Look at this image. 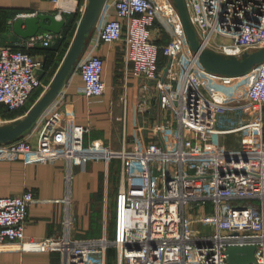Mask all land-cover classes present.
I'll list each match as a JSON object with an SVG mask.
<instances>
[{
    "label": "built area",
    "instance_id": "1",
    "mask_svg": "<svg viewBox=\"0 0 264 264\" xmlns=\"http://www.w3.org/2000/svg\"><path fill=\"white\" fill-rule=\"evenodd\" d=\"M85 1L50 0L56 19L82 14ZM185 1L203 48L228 56L264 48V0ZM102 10L94 29L99 40L123 44L120 149L98 140L85 145L88 128L76 123L74 102L66 98L42 113L36 144L28 135L0 142V160L63 161L67 184L63 231L44 239L24 235L28 209L37 202L31 189L0 197V247L55 252L60 264H107L109 247L115 264H228L227 247L254 244L250 264H264V63L243 76L207 72L171 0H108ZM61 33L40 31L17 48L0 45V104L7 110L24 109L36 89L47 88L43 59L32 51L52 46ZM77 62L79 93L87 102L104 97L102 57L83 53ZM131 83H137L134 125L135 113L154 116L143 146L135 126L134 133L127 129ZM113 160L120 165L114 237L76 238L67 206L73 170Z\"/></svg>",
    "mask_w": 264,
    "mask_h": 264
},
{
    "label": "crops",
    "instance_id": "2",
    "mask_svg": "<svg viewBox=\"0 0 264 264\" xmlns=\"http://www.w3.org/2000/svg\"><path fill=\"white\" fill-rule=\"evenodd\" d=\"M5 8L33 14L40 12L55 13L50 0H35V2L33 0H0V9ZM109 13L110 17L115 16V10L111 7ZM24 40L25 38L22 39L16 36L11 30L4 41L5 43H0V45L19 47ZM86 45L83 53H96L104 61L103 79L106 82L104 97L87 102L85 97L78 91L83 81L75 69L56 99L66 98L74 102L76 123L87 127L89 131L85 135V145L98 140L111 149H120L122 131L120 120L122 116L121 94L124 87L122 78L123 44L120 42L102 43L94 30ZM58 53L59 50L47 53H40L35 50L33 55L43 60L48 58L49 61L55 59ZM53 75L50 77V81ZM130 85L128 91L134 92L137 83H131ZM0 110V123L23 116V114L8 115L10 111H5L4 108ZM35 126L26 134L32 144H36L37 141L38 133ZM119 167L118 161L113 160L109 165L103 161H96L87 163L84 169L79 166L74 168L70 180V203L67 206L73 221L71 231L76 238H98L103 235V232H108L107 226L105 229L103 228L101 216L106 217L109 209L110 197H108L109 191L107 188L108 186L110 188L111 184L108 179L111 181V178L113 180L118 177ZM65 178L66 169L63 161L54 164H35L25 163L19 159L0 160V197L18 195L27 189H31L37 199V202L33 203L28 209L24 231L27 238L44 239L47 236H59L62 233L66 208V204L62 199L67 195ZM117 188H115L116 192ZM112 196L114 197V194ZM103 203L104 213L102 212ZM114 213L111 234L114 232ZM0 264H60V255L47 251H22L17 243H12L0 247Z\"/></svg>",
    "mask_w": 264,
    "mask_h": 264
},
{
    "label": "water",
    "instance_id": "3",
    "mask_svg": "<svg viewBox=\"0 0 264 264\" xmlns=\"http://www.w3.org/2000/svg\"><path fill=\"white\" fill-rule=\"evenodd\" d=\"M108 0H86L84 11L77 22L75 34L64 53L60 64L51 81L42 93L29 106L23 116L0 123V142H9L26 136L42 113L53 103L64 87L67 79L74 72L77 61L83 54L86 44L95 29L104 5ZM176 8L184 27L186 42L192 53L197 56L202 67L209 73L225 76H243L254 66L264 63V48L242 53L240 56H228L207 48H203L198 39V33L190 21L188 7L185 0H171ZM65 18L56 19L55 14L40 12L32 15L15 16L11 22L13 33L20 38H28L40 31L61 33ZM228 264H250L255 260V245H231L227 247Z\"/></svg>",
    "mask_w": 264,
    "mask_h": 264
},
{
    "label": "trees",
    "instance_id": "4",
    "mask_svg": "<svg viewBox=\"0 0 264 264\" xmlns=\"http://www.w3.org/2000/svg\"><path fill=\"white\" fill-rule=\"evenodd\" d=\"M84 3V0H78V5L81 6ZM23 12V11H22ZM19 12V10H10V9H0V43L3 44L5 43L4 41L6 40L7 36L10 34L11 29V24L9 21L13 19ZM65 24L63 26V30L61 33V36L58 38V40L49 47H39L34 49V51H39L41 52H49V51H54V50H59L58 56L55 57V59H51L48 61L47 59L43 60V68H42V73L40 75V79L43 80L45 84H47L50 80V77L54 74L56 69L58 68L59 62L66 52V50L69 47V44L75 34L76 30V25L78 20L81 17V12L80 10H76L74 13L70 14H65ZM165 37L161 38L160 41H157L156 43L161 44V42L164 40ZM13 47V46H12ZM15 47V46H14ZM22 47V46H19ZM17 48V47H16ZM32 51V52H34ZM165 58L161 55H159V64L162 65L164 63ZM42 89L38 88L36 89L30 96V103L32 104L37 97L40 95ZM30 105H27L24 109L19 110V111H10L7 114L12 115V114H24L25 111L28 109ZM4 108L5 111H9L6 109V107L2 104H0V109ZM1 111V110H0ZM5 116V115H4ZM7 117V116H6ZM154 120L153 114L151 115H140L135 113V141L140 144V145H146L147 143V133L149 131L150 126L152 125V121ZM116 161V160H114ZM111 167V166H110ZM112 179V178H111ZM108 182L111 184L110 180L108 179ZM107 264H110L112 260L115 261L116 258V251L112 248L109 247L107 248Z\"/></svg>",
    "mask_w": 264,
    "mask_h": 264
},
{
    "label": "rangeland",
    "instance_id": "5",
    "mask_svg": "<svg viewBox=\"0 0 264 264\" xmlns=\"http://www.w3.org/2000/svg\"><path fill=\"white\" fill-rule=\"evenodd\" d=\"M35 2V0H33ZM216 41H218L219 43H223V42H226L224 41L223 38L221 37H217L216 38ZM128 95H129V107H128V121H127V129L129 130V133H134V122H133V117H134V112H133V103L131 102V99H132V92L131 91H128ZM171 113V111H170ZM170 113L168 114V117H170ZM176 124V123H175ZM226 140H230L229 138H224V137H221V141L224 142ZM85 144V143H84ZM111 186L109 188L108 186V191H109V196L110 197L109 199V209L107 210V214H106V226L108 227V232L106 233L108 235V238L109 239H113V234H111L110 230H112V221L114 220V217H113V213H114V207H115V193H116V189L117 186H118V177H116L115 179H111ZM115 187V188H113ZM114 189V193L112 192V190ZM111 190V191H110ZM112 194H114V197L112 196ZM112 199V200H111ZM105 211V208H104V203H103V208H102V212L104 213ZM206 211L208 212H211V205L209 204L206 208ZM207 214H210V213H207ZM104 219L105 217L101 216V223L104 222ZM104 228V226H103ZM102 228V229H103ZM110 264H115V261L112 260Z\"/></svg>",
    "mask_w": 264,
    "mask_h": 264
}]
</instances>
